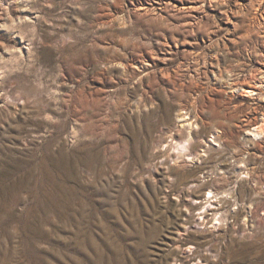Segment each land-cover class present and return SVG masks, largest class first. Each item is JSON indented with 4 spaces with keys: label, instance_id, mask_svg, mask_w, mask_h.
Instances as JSON below:
<instances>
[{
    "label": "rangeland",
    "instance_id": "rangeland-1",
    "mask_svg": "<svg viewBox=\"0 0 264 264\" xmlns=\"http://www.w3.org/2000/svg\"><path fill=\"white\" fill-rule=\"evenodd\" d=\"M263 122L264 0H0V264H264Z\"/></svg>",
    "mask_w": 264,
    "mask_h": 264
},
{
    "label": "bare ground",
    "instance_id": "bare-ground-1",
    "mask_svg": "<svg viewBox=\"0 0 264 264\" xmlns=\"http://www.w3.org/2000/svg\"><path fill=\"white\" fill-rule=\"evenodd\" d=\"M249 92L250 93H253L252 91H249ZM191 126H193V124ZM253 132H254V134L256 136L257 135L258 136L259 135H264V122L261 123V125L256 126L254 128ZM179 149H180L179 154H181V155H176L175 152L174 153H171V154L169 153V155H168L169 161L174 160L175 161V165H178V164L181 165V164H183L185 162V160H191V161L195 160L196 157L194 156V152L192 150L191 145H185V144H183V145H180V148ZM193 186H195V187L200 186V188L203 187V185H201L199 183V181H196L195 185H193Z\"/></svg>",
    "mask_w": 264,
    "mask_h": 264
}]
</instances>
